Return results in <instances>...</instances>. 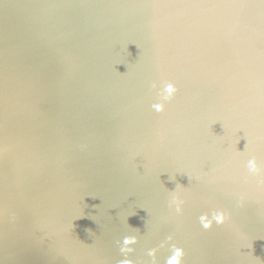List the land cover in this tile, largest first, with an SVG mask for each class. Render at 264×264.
Here are the masks:
<instances>
[{"label": "water", "instance_id": "95a60500", "mask_svg": "<svg viewBox=\"0 0 264 264\" xmlns=\"http://www.w3.org/2000/svg\"><path fill=\"white\" fill-rule=\"evenodd\" d=\"M174 258L264 264V3L0 0V264Z\"/></svg>", "mask_w": 264, "mask_h": 264}, {"label": "clouds", "instance_id": "9594fccd", "mask_svg": "<svg viewBox=\"0 0 264 264\" xmlns=\"http://www.w3.org/2000/svg\"><path fill=\"white\" fill-rule=\"evenodd\" d=\"M173 91H174L173 86L169 85L168 92L169 93H172ZM154 107H156V109L158 111L163 110V105H155ZM249 170L252 173H259L260 172V168L256 164L255 159L249 161ZM179 203L180 202L178 201V199L176 197H173V200L171 201L170 206H171V204H176V211L177 212H180L181 209H180ZM223 219H224V217H223V215H221L219 217L220 222H223ZM137 242H138V237L137 236H126L124 238V240H123L124 247H122L121 251H123V252L132 251V249L130 247H128V246L129 245H133V244H135ZM121 264H132V261H130V260H124V261L121 262ZM170 264H178V258L172 259L170 261Z\"/></svg>", "mask_w": 264, "mask_h": 264}, {"label": "snow or ice", "instance_id": "6c2138e0", "mask_svg": "<svg viewBox=\"0 0 264 264\" xmlns=\"http://www.w3.org/2000/svg\"><path fill=\"white\" fill-rule=\"evenodd\" d=\"M261 3H264V0H261Z\"/></svg>", "mask_w": 264, "mask_h": 264}]
</instances>
